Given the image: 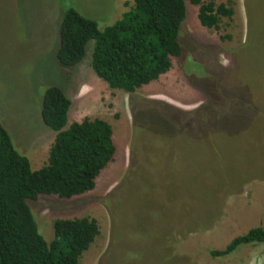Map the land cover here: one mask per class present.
Here are the masks:
<instances>
[{
  "label": "rangeland",
  "instance_id": "obj_1",
  "mask_svg": "<svg viewBox=\"0 0 264 264\" xmlns=\"http://www.w3.org/2000/svg\"><path fill=\"white\" fill-rule=\"evenodd\" d=\"M214 1L232 2L233 19L210 30L187 4L182 56L130 94L94 73L95 41L70 70L57 52L67 10L104 30L134 0H0V119L32 169L47 164L56 138L41 117L50 87L72 101L69 125L89 118L113 127L117 154L94 191L29 202L49 243L55 220L98 221L80 264H264V244L210 254L264 228V0Z\"/></svg>",
  "mask_w": 264,
  "mask_h": 264
},
{
  "label": "trees",
  "instance_id": "obj_2",
  "mask_svg": "<svg viewBox=\"0 0 264 264\" xmlns=\"http://www.w3.org/2000/svg\"><path fill=\"white\" fill-rule=\"evenodd\" d=\"M187 4L199 7L201 25L221 30L235 15L232 2L214 0H134L114 25L100 30L95 20L76 9L65 12L60 25L57 61L63 69L78 66L95 41L91 67L111 89L134 94L173 69L183 54L180 33L188 16ZM223 40H230L228 35ZM72 101L59 87L45 92L41 107L44 124L56 133L49 160L34 171L15 148L0 119V264H80L101 234L90 217L55 220L54 239L39 232L30 201L41 196L71 200L96 189L101 173L115 160L117 147L110 123L86 118L69 125ZM264 244V228L234 238L214 258H227L243 245Z\"/></svg>",
  "mask_w": 264,
  "mask_h": 264
},
{
  "label": "crops",
  "instance_id": "obj_3",
  "mask_svg": "<svg viewBox=\"0 0 264 264\" xmlns=\"http://www.w3.org/2000/svg\"><path fill=\"white\" fill-rule=\"evenodd\" d=\"M263 256V255H262Z\"/></svg>",
  "mask_w": 264,
  "mask_h": 264
}]
</instances>
